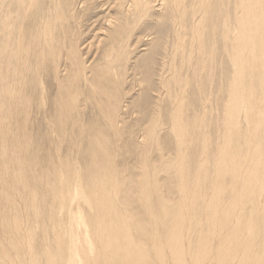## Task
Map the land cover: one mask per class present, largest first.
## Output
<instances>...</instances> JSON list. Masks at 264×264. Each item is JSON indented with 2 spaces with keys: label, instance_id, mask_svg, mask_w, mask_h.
<instances>
[{
  "label": "bare ground",
  "instance_id": "1",
  "mask_svg": "<svg viewBox=\"0 0 264 264\" xmlns=\"http://www.w3.org/2000/svg\"><path fill=\"white\" fill-rule=\"evenodd\" d=\"M0 264H264V0H0Z\"/></svg>",
  "mask_w": 264,
  "mask_h": 264
}]
</instances>
